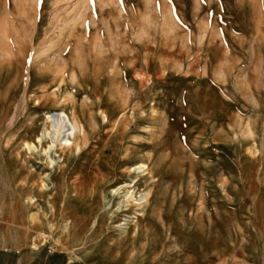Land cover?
<instances>
[{
    "label": "rangeland",
    "instance_id": "374dc122",
    "mask_svg": "<svg viewBox=\"0 0 264 264\" xmlns=\"http://www.w3.org/2000/svg\"><path fill=\"white\" fill-rule=\"evenodd\" d=\"M20 1L0 0V252L264 264V0ZM55 112L75 129L45 152Z\"/></svg>",
    "mask_w": 264,
    "mask_h": 264
},
{
    "label": "bare ground",
    "instance_id": "6f19581e",
    "mask_svg": "<svg viewBox=\"0 0 264 264\" xmlns=\"http://www.w3.org/2000/svg\"><path fill=\"white\" fill-rule=\"evenodd\" d=\"M22 1H20V2L22 3ZM21 3H19V4H21ZM18 44H20V43H18ZM19 51L21 52L20 49H19ZM61 82H63V74H62ZM46 118L50 123V129H48V130L44 129L41 132L40 136H38V139H37L38 143H42L43 141H45L47 139H51L50 140L51 143L48 144L47 148L44 151L45 152L49 151L50 149L54 148L56 144H59L60 146L66 145V147L70 146L71 143L70 144L68 143L69 139L64 138V137H65V135H68L72 129H75V127L71 123L68 115L63 113V112H55V113H49L46 116ZM144 166H145L144 164H140L137 167H135L134 170L141 171V169H143ZM147 195H148V193H144L143 195L140 196V199L146 200ZM130 197H131V195H130Z\"/></svg>",
    "mask_w": 264,
    "mask_h": 264
},
{
    "label": "crops",
    "instance_id": "0c3cea01",
    "mask_svg": "<svg viewBox=\"0 0 264 264\" xmlns=\"http://www.w3.org/2000/svg\"><path fill=\"white\" fill-rule=\"evenodd\" d=\"M0 264H21V260L11 253V251H2L0 252ZM48 264V263H42ZM51 264V263H50Z\"/></svg>",
    "mask_w": 264,
    "mask_h": 264
}]
</instances>
